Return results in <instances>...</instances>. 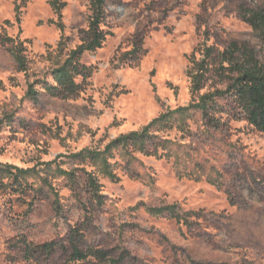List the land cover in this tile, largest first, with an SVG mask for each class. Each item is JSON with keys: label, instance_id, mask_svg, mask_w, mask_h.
Wrapping results in <instances>:
<instances>
[{"label": "rangeland", "instance_id": "obj_1", "mask_svg": "<svg viewBox=\"0 0 264 264\" xmlns=\"http://www.w3.org/2000/svg\"><path fill=\"white\" fill-rule=\"evenodd\" d=\"M62 1L66 7L57 14L50 0H0L1 164L32 168L85 148H104L167 110L189 105L190 56L206 41V32L209 45L248 44L264 63V42L239 16L243 8L264 7V0H114L103 25L110 33L107 41L82 58L95 68L90 86L76 99L54 98L41 84L52 64L46 55L62 38L69 49L76 48L92 16L91 0ZM144 25L149 29L141 64L118 66L119 50L130 49V39ZM4 36L29 42V75L18 71L2 44ZM32 83H37L38 101L26 96ZM232 127L231 135L194 140L195 160H208L207 168L221 172V187L206 179L181 180L171 161L143 155L132 166L134 177L124 166L118 169L119 183L101 177L107 202L97 224L104 236L121 242L141 264H264V134L246 122ZM55 185L71 208L69 220L38 198L29 200L35 203L29 213L18 196L0 189V264H10V245L19 237L34 243L63 238L68 223L80 219L77 196L64 179ZM171 205L182 213L203 214L192 216L188 228L148 211Z\"/></svg>", "mask_w": 264, "mask_h": 264}, {"label": "trees", "instance_id": "obj_2", "mask_svg": "<svg viewBox=\"0 0 264 264\" xmlns=\"http://www.w3.org/2000/svg\"><path fill=\"white\" fill-rule=\"evenodd\" d=\"M113 1L91 0L92 16L88 28L79 33L80 44L69 49L68 39L62 38L56 50L48 52L46 57L52 61L49 78L41 83L48 95L62 100L76 99L90 86L95 68L84 64L82 58L86 53L101 49L107 41L110 33L103 25L107 7ZM50 5L57 14L66 7L62 0H50ZM239 16L264 42V7L243 8ZM58 27L64 29L62 23H58ZM148 29L149 25H144L137 30L129 41L130 49L122 53L119 50L118 66L141 64L147 54L144 41ZM205 35L206 41L190 56L187 75L191 81L192 101L189 105L167 110L142 130L122 134L104 148H85L61 155L52 162L41 163L40 167L20 168L0 163V189L18 196L28 205L29 213L35 204L29 200L38 198L48 200L57 216L69 220L71 208L63 203L55 185L58 179H64L77 196L81 212L74 225L68 223V232L63 238L34 243L25 236L19 237L10 245L11 252L7 256L10 264H141L121 242L106 238L97 224L107 202L100 178L119 183L118 169L123 166L129 176L134 177L132 166L138 161L137 155L171 161L181 180L206 179L212 185L222 186L223 175L215 166L207 168L208 160L205 163L195 160L199 149L194 140L231 135L233 122H246L264 134V63L248 44L228 41L223 45H209L211 35L208 32ZM28 43L9 36L2 38L18 71L26 75L32 63ZM35 84H29L26 94L32 101L39 100L40 92ZM6 119L13 122V116L7 115ZM148 211L188 228L192 225V216L203 214L182 213L178 205L148 208Z\"/></svg>", "mask_w": 264, "mask_h": 264}]
</instances>
